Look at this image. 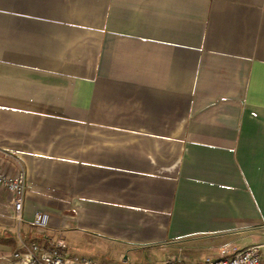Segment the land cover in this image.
Segmentation results:
<instances>
[{"label":"crops","instance_id":"0c3cea01","mask_svg":"<svg viewBox=\"0 0 264 264\" xmlns=\"http://www.w3.org/2000/svg\"><path fill=\"white\" fill-rule=\"evenodd\" d=\"M0 165V264L56 231L100 264L264 260V0H0Z\"/></svg>","mask_w":264,"mask_h":264},{"label":"built area","instance_id":"2783aa9c","mask_svg":"<svg viewBox=\"0 0 264 264\" xmlns=\"http://www.w3.org/2000/svg\"><path fill=\"white\" fill-rule=\"evenodd\" d=\"M0 190L8 193L9 203L13 210L12 218L20 223L23 220L21 210L26 192L25 171L18 169L10 172L0 165ZM31 222L35 228L45 230L48 216L36 210L33 212ZM262 228L264 229V225ZM260 248V244H253L242 249H237L235 246L229 248L224 245L218 249L216 254L204 256L198 262L169 257L163 264H264ZM11 261L13 264H100L92 258L68 255L67 244L60 231L53 232L41 241L21 238L11 253Z\"/></svg>","mask_w":264,"mask_h":264},{"label":"rangeland","instance_id":"374dc122","mask_svg":"<svg viewBox=\"0 0 264 264\" xmlns=\"http://www.w3.org/2000/svg\"><path fill=\"white\" fill-rule=\"evenodd\" d=\"M190 247L194 248L195 244H191ZM204 248H205V246L202 247V249H204ZM189 250L190 249H186V251L184 252V255L188 256L187 258L183 257V254H182L183 252H180L181 256H177L178 253H173L172 255H174V258L175 257L181 258V259L183 258L188 262H198L201 259H203L204 255H205V251L202 252L199 250H192V251H189ZM123 256H126V260H119L118 261V257H117V258H115V261H118V262H114L111 264H145V263L163 264L162 262L165 259V254H163L162 252H160L156 255H152V254H149L147 252L141 251V252L135 253L134 255H132L131 253L128 255H127V253H124ZM112 259H114V258H112Z\"/></svg>","mask_w":264,"mask_h":264}]
</instances>
